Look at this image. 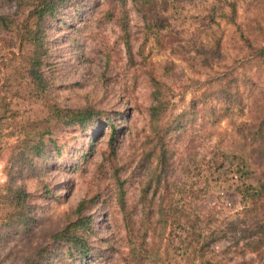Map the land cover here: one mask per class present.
<instances>
[{
  "label": "rangeland",
  "instance_id": "1",
  "mask_svg": "<svg viewBox=\"0 0 264 264\" xmlns=\"http://www.w3.org/2000/svg\"><path fill=\"white\" fill-rule=\"evenodd\" d=\"M233 1L240 24L256 27L254 31L264 37V7L259 13L254 0H126V30L108 19L105 11L111 7L107 0H72L44 20L53 64L52 70L46 69L49 99L74 108L91 106L112 119L117 113L126 116L115 121L117 126L129 121L130 126L118 133L117 172L128 202L138 203L140 209L149 166L143 149L150 129L151 78L166 83L169 103L162 122L171 129L167 141L174 149L176 167L169 173L164 206L172 205L179 212L170 216L166 227L158 226L155 237L148 238V250L155 242L162 246L158 264H186V243H182L188 226L183 221L185 214L199 213L203 220L220 224L242 207L230 175L218 165L223 151L236 149V128L250 115L252 95L263 85L264 65L240 52L236 27L220 16V6L229 8ZM14 3L0 0V14L13 12ZM218 37L223 38L222 56L207 67L199 51L203 45L211 47ZM10 58L11 50L0 49V88L4 84L7 89H20V96L6 92L20 111L19 120L41 117L47 108L41 98L30 97L27 80L7 81V75L17 76L15 68L20 62ZM226 71H233L238 80L225 78ZM224 88L231 89L236 100L235 94L241 95L243 105L228 98ZM2 96L4 92L0 99ZM7 131L4 128L0 137L1 186L7 180L8 142L14 138ZM111 131L109 124L90 132L78 127L58 131L59 148H49L47 159H36L43 167L40 177L26 171L17 178L35 198L36 216L46 229L61 224L63 214L80 200H93L95 257L88 264H131L117 183L105 157ZM40 179L47 183L48 192ZM161 193L164 188L152 200V208H158ZM5 210L0 204V261L21 263L34 247L49 241L48 232L37 230L41 226L28 234L7 229L2 219Z\"/></svg>",
  "mask_w": 264,
  "mask_h": 264
},
{
  "label": "trees",
  "instance_id": "2",
  "mask_svg": "<svg viewBox=\"0 0 264 264\" xmlns=\"http://www.w3.org/2000/svg\"><path fill=\"white\" fill-rule=\"evenodd\" d=\"M71 1L14 0L15 10L0 14V49L11 50L10 59L20 61L15 68L17 76L7 75V81L11 83L12 78L17 81L26 79L30 97L41 98L47 108L46 114L41 117L19 120L20 111L13 107L14 99L11 95L10 98L8 96L10 100L7 99L6 92L20 96V89L16 91L13 88L7 89L4 84L0 88V94L4 92L6 96L0 99V137L4 128L8 130L7 136L14 137L8 142L9 157L5 167L7 180L4 185H0V204L6 209L2 218L3 224L7 229H19L24 234L34 231L36 226H41L40 218L36 216L35 198L25 185L17 182V178H21L26 171L36 178L40 177L39 172L43 167L36 159H47L50 157L49 148L51 150L59 148L58 131L78 127L84 132H90L99 129L101 124H109L112 131L105 157L113 169L117 183V202L123 215L125 237L129 243L127 252L129 262L158 264L162 246L155 242L153 245L156 248L152 246L148 250L150 245L148 238L155 237L158 226L166 227L170 216H177L179 212L178 208L174 209L172 205L164 206L169 193V173L176 167L174 149L170 141H167V137L172 136L171 129L164 127L162 122L169 103L164 89L166 83L155 77L151 78V104L147 107L150 129L143 149V158L149 166L145 187L140 197L143 201L140 209L138 203L128 202L124 182L117 172V155L120 148L118 133L123 134L130 126L129 121H124L125 123L120 126L115 125V121L127 119L126 116L117 113L112 119L91 106L74 108L49 99L46 69L52 70L53 64L50 62L49 29L44 20L47 16L54 17ZM107 1L111 7L105 11L108 19L119 22L122 29L126 30V0ZM253 2L259 13H262L264 0ZM228 5L229 8L225 5L220 6V16L236 27L242 43L240 52L264 65V37L254 31L256 27L240 24L236 2ZM256 22L260 24L258 19ZM222 42L223 38H215L211 47L203 45L199 51L207 67H212V63L211 65L209 63L212 59L222 56ZM18 75L21 77L18 78ZM225 75V78L238 80L233 71H226ZM230 82L227 79V83ZM224 90L228 98L235 99L231 89ZM236 92L240 93V90L236 89ZM235 96L240 100L235 99L236 102L242 104L243 100L240 99L242 96L238 97L236 94ZM252 98L248 119L238 123L236 128L238 138L235 142L236 149L223 151V158L219 163L221 165H218L221 167L218 169L230 175L232 185L240 197L241 210L220 224L203 220L199 213L185 214L183 221L188 226L182 243H186V264H264V81ZM39 183H44L48 192L44 179H40ZM160 188H164L165 193L160 194L162 201L158 208L154 209L151 203ZM92 203V199L84 198L63 214L61 224L48 229L44 225L38 227L37 230L42 233L48 232L49 241L34 247L32 253L24 257L21 263L7 264H88L90 261L92 263L95 257L93 237L96 234L95 219L91 212ZM154 217L157 218L155 222L151 221ZM105 241L108 242L107 239ZM219 244L224 246L220 247ZM0 264L5 263L0 261ZM161 264L166 263L163 261Z\"/></svg>",
  "mask_w": 264,
  "mask_h": 264
}]
</instances>
